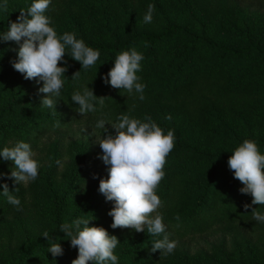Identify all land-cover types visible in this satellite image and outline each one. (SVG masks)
<instances>
[{
  "label": "trees",
  "instance_id": "trees-1",
  "mask_svg": "<svg viewBox=\"0 0 264 264\" xmlns=\"http://www.w3.org/2000/svg\"><path fill=\"white\" fill-rule=\"evenodd\" d=\"M249 1L264 5V0H51L45 15L57 34L74 33L100 52L94 66L81 69L66 50L67 65H59L68 70L56 98L58 116L41 106L44 98L38 89L43 83L25 80L13 69L19 45L0 40V151L8 147V136L28 143L33 129L43 123L49 128L64 125L66 115L78 109L71 96L86 86L97 98L106 97L102 110L96 103L98 111L88 114L112 124L122 114L142 122L150 116L165 135L168 130L175 134L156 190L163 202L158 211L165 232L160 236L111 228L108 212L113 202H106L98 190L108 171L89 180L98 156L82 157L65 177L59 178L56 168H45L35 181L20 185L7 178L12 170L0 157V173L5 174L0 178V264H72L78 250L59 232L60 225L94 217L90 227H103L118 238V264H264V248L250 239L234 255L178 246L166 257L151 252L153 242L165 235L172 241L176 234L193 236L214 229L229 233L255 223L254 208L264 212V205H252V197L239 192L243 185L227 163L246 139L255 141L264 155V9L244 5ZM32 3L7 0V11L0 10V34ZM148 4H154L155 11L146 24ZM133 48L144 57L137 72L146 85L142 101L135 91L129 94L103 81L116 56ZM77 71L79 77L72 79ZM107 134L115 135V130ZM3 184L20 199L21 211L2 195ZM245 204L251 205L247 211ZM45 231L60 244L63 255L54 257L47 250Z\"/></svg>",
  "mask_w": 264,
  "mask_h": 264
},
{
  "label": "clouds",
  "instance_id": "clouds-1",
  "mask_svg": "<svg viewBox=\"0 0 264 264\" xmlns=\"http://www.w3.org/2000/svg\"><path fill=\"white\" fill-rule=\"evenodd\" d=\"M50 3L51 0H33L27 11L21 10L17 20L10 22L8 30L0 34V40L19 45L17 59L11 61L13 69L22 74L25 80L42 82L43 86L38 91L46 94V97L42 99L41 106L56 109V98L61 95L68 70L67 67L59 66L61 63L67 65L64 59L68 55L66 50L70 49L71 59L79 62L81 69L94 66L100 52L87 46L82 39H77L74 33L58 35L51 26V19L45 15ZM0 10L7 11V0L0 4ZM154 11L155 5L148 4L143 16L144 23L153 21ZM143 59V55L134 48L121 52L116 56L114 66L103 77L104 83L110 84L113 89H124L129 94L135 91L139 94V99L144 100L146 85L139 82L141 77L137 75L141 71ZM79 74L80 71L74 73L72 79L78 78ZM105 99L106 97L97 98L88 86L71 96V101L78 105L77 112L81 116L98 111L96 103L102 110ZM167 119H171V116ZM117 121L111 125L115 135H104L107 133L104 119H99L95 125L104 130L103 137L98 142L103 155L98 158L109 166L108 178L100 179L98 190L106 202H113V207L108 212L113 221L111 228L132 229L137 233L146 230L152 236H160L165 232V225L163 215L158 211L163 207V202L156 190L165 176L163 169L166 157L175 146L174 130H168L165 135L150 116H145L142 122L122 114ZM54 126L58 127L59 124ZM34 156L30 144L23 141L16 142L12 147H4L0 151V157L15 165L7 178L19 185L35 181L40 165ZM56 163L59 165L60 161ZM227 163L234 178L243 185L239 192L250 195L252 205H264V155L260 153L256 142L244 140L232 152ZM0 178H5V174L0 173ZM97 178L93 176V179ZM2 187V195L7 198V202L21 211L20 199L10 192L7 184ZM250 207L251 205L245 204V211ZM251 215L255 221L264 223V212L254 208ZM94 219L78 218L72 223L60 225L59 232L64 233L70 246L78 250V256L72 264H118V256L114 254L119 244L118 238L109 236L103 227H90L89 224ZM175 219L179 221V215ZM42 237L50 245L47 250L54 257L63 255L60 244L47 231L42 233ZM176 246L177 242L170 241L165 235L163 239L153 242L151 252L159 251L160 257H166L174 252Z\"/></svg>",
  "mask_w": 264,
  "mask_h": 264
},
{
  "label": "rangeland",
  "instance_id": "rangeland-1",
  "mask_svg": "<svg viewBox=\"0 0 264 264\" xmlns=\"http://www.w3.org/2000/svg\"><path fill=\"white\" fill-rule=\"evenodd\" d=\"M251 2H244V5L249 6L253 10L263 11V4ZM40 96L45 98L46 94L41 93ZM50 110V113H54L53 116L59 115L56 113L55 108H50ZM99 119L106 121L105 128L107 131L114 130L109 119L88 113L81 116L78 112H71L66 115V123L64 125L49 128L48 125L43 123L39 127L34 128L28 143L35 153L34 159L40 165L38 175L45 168L53 167L54 169L56 168L59 178L65 177L67 176V170L71 166H75L82 157L92 155L100 157L102 150L98 142L103 137L104 130L95 127ZM7 138L8 147L14 146L16 143L14 141L15 136H8ZM1 160L9 170H14L15 165L13 162L10 161L8 163L10 167H8L7 162L3 158ZM57 161H60L59 165L56 163ZM108 167L101 159H98V163L92 171L89 180L91 182L95 181L96 179H93L94 175L101 178L108 171ZM12 227L13 229L14 227L17 228L15 224ZM22 235L24 236V234ZM15 238L16 236L12 245L15 244ZM247 239L256 241L259 248H264V223L256 221L253 224H246L242 228H235L229 233L222 229H214L205 234H195L193 236L176 234L172 237V241H176L177 246L184 250H200L209 254L225 253L228 255L238 254L239 251L243 250ZM18 240L16 243H18Z\"/></svg>",
  "mask_w": 264,
  "mask_h": 264
}]
</instances>
